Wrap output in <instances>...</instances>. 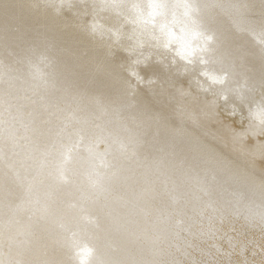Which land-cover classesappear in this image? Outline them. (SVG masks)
Returning <instances> with one entry per match:
<instances>
[{"label": "snow or ice", "instance_id": "obj_1", "mask_svg": "<svg viewBox=\"0 0 264 264\" xmlns=\"http://www.w3.org/2000/svg\"><path fill=\"white\" fill-rule=\"evenodd\" d=\"M110 6L116 0H103ZM136 8L135 44L145 46L157 25L150 21L170 22V47L189 62L212 51L211 21L230 18L240 31L255 21L244 0H142ZM31 67L27 82L0 71L7 85L0 91V264H186L192 238L214 237L238 207L223 162L179 135L157 140L146 121L129 123L119 109ZM229 132L264 160V103L249 111L246 127ZM260 194L264 208V179ZM259 218L264 225V211ZM85 231L95 244L78 238ZM240 255L243 264H264V247Z\"/></svg>", "mask_w": 264, "mask_h": 264}, {"label": "bare ground", "instance_id": "obj_2", "mask_svg": "<svg viewBox=\"0 0 264 264\" xmlns=\"http://www.w3.org/2000/svg\"><path fill=\"white\" fill-rule=\"evenodd\" d=\"M244 2L254 23L240 31L230 18L211 21L212 51L197 53L189 62L175 46H164L163 21L150 28L144 47L135 44L129 21L137 18L142 0H116L118 6L110 7H102L103 0H0V71L27 82L34 65L58 83H70L109 109H119L123 120L146 121L157 140L179 135L200 143L229 170L224 178L238 193L233 198L238 207L217 225L214 237L192 238L186 264H243L242 248L264 247L259 218L264 160L234 143L229 132L246 127L249 111L264 103V0ZM6 86L0 83V91ZM16 86L24 85L16 81ZM252 143L249 138L247 145ZM29 214L22 206L23 224ZM78 238L96 243L89 231ZM97 247L104 255L105 248Z\"/></svg>", "mask_w": 264, "mask_h": 264}, {"label": "clouds", "instance_id": "obj_3", "mask_svg": "<svg viewBox=\"0 0 264 264\" xmlns=\"http://www.w3.org/2000/svg\"><path fill=\"white\" fill-rule=\"evenodd\" d=\"M152 24H156L157 22L155 20L150 21ZM159 30L161 33V36L164 38V46L165 47H170L171 44V36L172 33L175 32V29L171 26L170 22L169 23H160L159 24Z\"/></svg>", "mask_w": 264, "mask_h": 264}, {"label": "rangeland", "instance_id": "obj_4", "mask_svg": "<svg viewBox=\"0 0 264 264\" xmlns=\"http://www.w3.org/2000/svg\"><path fill=\"white\" fill-rule=\"evenodd\" d=\"M125 23H126V26H128V25H129L127 22H125Z\"/></svg>", "mask_w": 264, "mask_h": 264}]
</instances>
